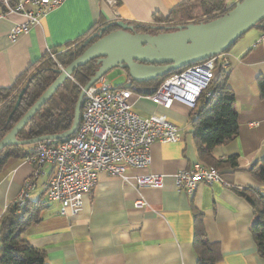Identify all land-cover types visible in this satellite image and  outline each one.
<instances>
[{"label":"crops","instance_id":"1","mask_svg":"<svg viewBox=\"0 0 264 264\" xmlns=\"http://www.w3.org/2000/svg\"><path fill=\"white\" fill-rule=\"evenodd\" d=\"M51 1L55 7L11 41V29L26 17L7 12L0 0V89L12 87L47 52H61L69 42L89 35L98 23L163 24L154 15L167 16L184 0ZM238 1L225 0L228 7ZM262 34L258 27L250 29L227 52L231 62L228 85L236 97L239 130L214 153L219 159L237 155L238 167L223 169L222 181L200 184L193 194L179 190L176 172L199 161L192 134L193 109L183 103L173 108L158 106L138 91L132 98L134 111L144 117L164 115L180 127L181 139L155 142L148 168L128 167L125 177L99 172L77 216L61 215L59 204L48 200L45 186L52 168L44 166L29 198L44 202L42 218L24 237L47 252L48 264H198L193 208L203 214L208 239L220 245L222 258L217 264H264L251 232L253 208L236 192V188H253L264 194V182L249 172L264 159V98L258 85L259 78H264ZM129 79L127 75L124 84ZM32 170L27 157L11 158L5 164L0 172V218L19 197ZM150 172L163 175V186L139 188L136 178ZM138 201L145 203L137 206Z\"/></svg>","mask_w":264,"mask_h":264},{"label":"trees","instance_id":"2","mask_svg":"<svg viewBox=\"0 0 264 264\" xmlns=\"http://www.w3.org/2000/svg\"><path fill=\"white\" fill-rule=\"evenodd\" d=\"M231 8L227 6L225 0H184L177 4L167 16L154 15L155 21L163 24H132L135 25L138 32L157 34L162 31L174 30L180 24L210 21L227 13ZM111 22L98 23L89 35L69 42L61 52L54 50L57 53L55 58H51L47 52L40 61L30 66L25 73L19 76L12 87L0 89V140L54 82L58 76L59 65H69L85 51L88 46L85 44L87 38ZM166 27L169 28L166 29ZM256 27L264 31V20ZM111 30L112 28L106 32ZM96 39L97 37L92 42ZM97 69V60H92L77 68L72 77L59 87L47 103L20 130L17 135L18 139L25 140L57 134L69 129L81 92L80 86L86 85ZM178 71L180 70L175 72ZM173 73L146 83V85L158 88L164 79ZM228 76L229 69L218 65L214 78L207 89L211 95L207 96V92H203L192 113V134L199 162L213 165L221 171L231 167L236 168L239 165L237 155L219 159L214 153L217 147L232 141L239 130L238 111L235 106L236 97L228 85ZM28 82V89L8 121L20 91ZM258 85L260 94L264 98V78H259ZM34 146L35 144L32 146L13 145L2 149L0 151V172L11 158H26L33 154ZM249 172L256 180L264 182V159L257 161ZM236 192L243 196L253 208L255 220L251 226V232L256 241L258 252L264 258V194L253 188H236ZM43 207L44 202L31 199L20 212H18L19 208L15 203L7 207L0 218V264H48L47 252L34 247L24 237V232L41 220ZM193 216L195 230L193 244L198 256V264H217L222 258L220 245L208 239L202 212L193 208Z\"/></svg>","mask_w":264,"mask_h":264},{"label":"built area","instance_id":"3","mask_svg":"<svg viewBox=\"0 0 264 264\" xmlns=\"http://www.w3.org/2000/svg\"><path fill=\"white\" fill-rule=\"evenodd\" d=\"M7 12L22 13L26 21L16 23L10 31L11 41L29 31L40 18L55 7L51 0H2ZM115 3V0H107ZM264 39V34L260 40ZM50 57L57 53L50 50ZM227 52L186 66L169 75L147 94L156 105L173 108L183 103L194 109L196 102L207 91L218 65L230 68ZM66 66L59 65L62 70ZM83 89V86H80ZM138 86L131 79L124 85L114 86L106 77L100 78L85 91L82 116L75 133L61 140H44L35 144L27 160L33 165L32 174L15 200L18 212L28 203L36 179L44 166L52 168L46 194L50 202L59 204L63 216H77L84 209L85 196L94 190L98 173L106 171L125 177L128 167H150L151 146L155 142H176L182 137L180 127L164 115L140 116L133 109L132 98ZM179 190L193 194L200 184L212 185L222 181V171L213 165L194 162L175 174ZM142 187L163 186V175L148 173L136 178ZM138 201L137 206L144 205Z\"/></svg>","mask_w":264,"mask_h":264},{"label":"water","instance_id":"4","mask_svg":"<svg viewBox=\"0 0 264 264\" xmlns=\"http://www.w3.org/2000/svg\"><path fill=\"white\" fill-rule=\"evenodd\" d=\"M264 20V0H240L225 14L207 22L180 24L176 29L157 34L138 32L134 24L116 20L87 38L85 51L75 58L39 97L19 122L0 140V151L6 146L32 145L44 140H61L73 135L80 124L82 102L88 90L115 67L127 71L130 79L140 84L138 91L153 93L155 87L146 83L180 70L193 63L225 53L247 31ZM157 27V26H154ZM112 28L111 31L106 32ZM164 29L165 27H161ZM169 27H166V29ZM92 42L94 38H96ZM92 60L98 69L79 94L72 125L64 132L20 140V130L47 103L59 87L72 77L73 72ZM29 82L20 91L9 116L18 108Z\"/></svg>","mask_w":264,"mask_h":264},{"label":"rangeland","instance_id":"5","mask_svg":"<svg viewBox=\"0 0 264 264\" xmlns=\"http://www.w3.org/2000/svg\"><path fill=\"white\" fill-rule=\"evenodd\" d=\"M127 71L120 67H115L108 71L105 75L106 79L114 86H119L125 83L127 78ZM32 146V145H29Z\"/></svg>","mask_w":264,"mask_h":264}]
</instances>
